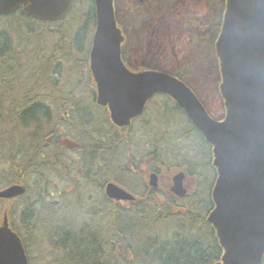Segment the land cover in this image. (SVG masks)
<instances>
[{
    "label": "trees",
    "instance_id": "16d2710c",
    "mask_svg": "<svg viewBox=\"0 0 264 264\" xmlns=\"http://www.w3.org/2000/svg\"><path fill=\"white\" fill-rule=\"evenodd\" d=\"M20 16L24 17L23 14ZM9 17L13 15L6 18ZM66 21H72L69 25L72 35L71 39L68 38L72 47L88 54L96 25L95 0H77L63 22ZM30 22L35 25L31 27ZM29 23L26 22L30 36L36 39L43 36L40 22L32 20ZM81 35L82 40L88 43L87 49L76 44ZM67 56L65 53L62 55L63 58ZM52 59L53 55H44L40 46L33 51L28 46L21 49L12 44L4 32L0 33V162L7 166L0 171V188L17 182L27 184L35 177L44 176L46 167L51 163L42 156L43 147L48 146L51 150L54 146L51 144L63 139L66 145L54 147L60 151L65 148L67 150L71 138H66V135L70 134L77 135L82 142L79 152L87 181L81 185L87 186L89 190L92 184L95 188H103L106 182L114 181L137 195V200L128 208L105 195L89 197L81 194V190L63 202L48 201V196L39 194L35 201L28 203L19 213L21 224L17 225L13 223L12 215L17 201H29L28 192L16 201L0 200V223L8 213L11 226L22 237L27 253L29 245L21 228L28 232L37 246H49V264H215L220 261L223 249L215 229L207 223V214L214 206L210 193L206 200L201 197L202 194L188 203L184 200L190 195L183 199H160L138 170L143 160L151 158L150 163L155 164L159 161L161 145L167 146L166 149L171 148L172 141L163 143L161 140L167 137L162 134L158 138L159 134H155L162 125L151 132L137 130L134 135L132 133L136 126L128 129L114 126L107 109L100 110L96 103V89L88 59L85 58L82 67L88 71L90 95L81 93L73 96L75 90L71 85L63 86L57 95H61L62 105L66 107L62 116H68L62 118L70 122L71 126L67 129L63 119L60 120L52 111L50 101L53 98H49L50 95L48 98L43 94L40 98L34 97L35 88L44 86L49 92L50 87L56 85V82L48 79V73L52 68L57 72L61 63H52ZM79 74L81 80L83 75L80 70ZM177 75L184 78L180 71ZM165 99V105L171 106V101ZM14 103H18L17 108L10 110ZM176 109L174 114L178 115L180 109ZM160 121H163V117H160ZM88 130L91 135L85 137L83 131ZM181 130L184 134L178 137L191 139L193 133L204 146L207 145L190 122L186 129ZM144 137L147 139L144 140ZM151 137L153 144L150 142ZM47 142L50 144L46 145ZM56 156L59 159L56 164L68 170L62 159L63 154L62 157ZM162 157L165 162L166 158ZM186 157L188 160H184L190 172L195 165L202 166L201 161H194L195 157L189 154ZM82 192H86L85 189ZM52 216L56 225L48 229L44 223L46 217ZM69 216L70 221L74 220L71 225L64 219ZM37 232L39 236L36 237Z\"/></svg>",
    "mask_w": 264,
    "mask_h": 264
},
{
    "label": "water",
    "instance_id": "95a60500",
    "mask_svg": "<svg viewBox=\"0 0 264 264\" xmlns=\"http://www.w3.org/2000/svg\"><path fill=\"white\" fill-rule=\"evenodd\" d=\"M75 0H0V17L20 8L27 16L56 22ZM115 0H95L96 29L90 69L97 87V103L107 107L121 128L145 110L156 94H166L184 109L193 125L213 147L218 177L212 190L214 208L207 217L224 249L216 264H262L264 259V0H226L222 32L216 52L222 73L221 94L226 115L213 118L183 81L159 71H131L122 59L124 35L118 26ZM185 173L173 178L171 191L187 194ZM152 188L158 175H150ZM27 192L24 184L0 190V199L14 200ZM106 194L117 201L135 197L110 182ZM0 264H29L22 239L5 215L0 226Z\"/></svg>",
    "mask_w": 264,
    "mask_h": 264
},
{
    "label": "rangeland",
    "instance_id": "374dc122",
    "mask_svg": "<svg viewBox=\"0 0 264 264\" xmlns=\"http://www.w3.org/2000/svg\"><path fill=\"white\" fill-rule=\"evenodd\" d=\"M135 1L137 2V0H119V6H123V10L119 14V17L121 21H125V24L128 27V34L131 38V42L127 46V54L130 55L128 58L131 59L134 64H140L144 61L143 59H147L146 65L173 73L178 66L177 59H181L183 67H187L190 63L189 59H184L183 57L190 53V46L193 41L188 42L191 39V33L188 34V39H184V37L180 39L181 35L179 36V32L182 34V23L185 22L187 27L189 26L190 28H195L201 23H204V25L207 26L209 29V40L206 44L208 47L206 44L202 43V41H197L195 44L196 46L192 47V51H195L196 53L195 61L191 60L194 72L187 73L188 77H186V79L191 85L198 89V93L206 101L212 115L216 118H221L225 112L223 107L224 104L222 103V99L219 96V90L217 89L219 85V74L216 59L211 56V53L213 54V47H210V44L214 46V43L216 42V35L219 31L216 25L220 24L221 16L217 19L214 15H220L221 7L218 5L223 0H211V2L209 0L207 6L204 5L201 7L195 6L193 4L194 0H158L151 6L145 8L148 12L146 16H143L144 20L134 25L133 19L136 18V15H132V7L135 6ZM213 5H215V7L210 8V6ZM124 10L127 11V13H125ZM141 11L143 10L141 9ZM142 13L144 14L145 11ZM200 16H202L201 19ZM27 21L29 23V19L20 16V13L14 14L13 17L1 19L0 33L4 32L5 36H8L12 44L19 46L21 49H26L28 46V49L33 51L34 49H37V46H40L44 55H46V53H51L53 55L52 63H61L57 72L54 68L51 69L52 71L49 69L50 73H48V79L56 82L55 87H50L49 92L44 86L35 88L36 93L34 97L40 98L41 94H43L48 98V95H50L49 98H53V100L50 101L52 111L55 115L59 116L60 120L63 119L62 122H64V126L68 129L69 126H71L70 122L64 121V118L67 117V115H64L65 117L62 116L66 107L64 108L62 105L61 95H59V97L57 95L60 94L63 86L70 87V85L71 88L75 90L72 94L73 96L81 95V93L90 95V88L87 81L89 77L88 71L85 67H82V62L88 54L74 49L71 41L68 40V38L71 39L72 35L70 32L71 28H69L72 21L51 24L41 23L40 31L43 33V36H40L38 39L30 36L27 24L25 23ZM78 21H80V19ZM29 24L31 27L35 25L33 22H30ZM86 39H88V37ZM193 39H195V37H193ZM203 40L207 41L206 35L203 36ZM76 44L79 47L81 46V48H88V43L85 40H82V35ZM64 53L69 56L63 58L62 55ZM156 55H158L159 58L156 57ZM79 70L81 75H83L81 80L79 79ZM201 70V73H197ZM35 83L39 84L38 82ZM73 83H75V85ZM204 83H206V85ZM56 86L59 89H57ZM165 100L164 97L155 98L149 106L145 116L137 122L136 129H133L132 135H134L137 130L141 132L144 130L145 133L147 130L149 131V129H157L159 128V125H162L157 132L155 130V134H159V136L157 135L158 138L163 135L167 137V139L162 138L163 140L161 141L163 143L172 141L170 144L171 148L166 149L167 146L161 145L159 149L161 159L162 156L166 157V164L160 166L167 170V172H165L160 178V184L163 190L162 193L169 194L168 190L172 184V177L176 171L184 169L188 174L187 186L190 193V197L184 200V202H192L197 199V196L202 194L201 197L206 200L209 189L213 184V171L211 167L206 164L208 158L204 159L203 156H200V151H197L201 148L200 150L203 154V150H206V147L193 133L191 139L183 136L178 137L179 134H184V131L181 129L187 127L182 119V117H184L186 120V117L182 114L176 116V114H174L173 105V108L170 105H165ZM159 117H163V121L169 122V124H164L163 121H160ZM143 119L144 121H142ZM154 125L157 127H154ZM165 130L168 131L164 134ZM187 136L189 137V135ZM68 137L71 138V143L67 144V146H70H68L69 148L67 150L65 148L60 151L57 147H54L56 145H66L63 139H58L56 143L51 144L54 145L51 150L48 146L43 147L42 156L49 160V163L51 164L46 167L44 176L35 177L32 181H28L27 184L30 199L28 202H26V199L17 201L14 210L15 213L12 215L13 223L17 225L21 224L19 213L28 203L35 201L39 194H45V196H48V201L63 202L65 199L71 198L72 194L75 195L77 190H81V194H85L89 197L91 195L98 197L99 193L102 192L101 188H95V185L92 183V187H90L89 190H87V186L80 184L87 181L85 175L86 170L83 168V161L79 152L81 149L79 148V145H82V142L78 140L77 135L72 136L67 134L66 138ZM146 139L147 138L144 137V140ZM48 143L50 144V142H47L46 145ZM193 149L195 150L193 151ZM168 152L169 155L167 156L166 154H168ZM174 152L177 154L178 158H175L171 154ZM62 154L63 157L61 156ZM187 154L195 157L194 161L196 163L202 160V166L197 167V165H195L192 172H190L189 167L184 160H188L186 157ZM56 155L62 157L65 166H68V170L65 169L64 166L56 164L59 161ZM150 159L151 158L143 160L142 163L139 164V169L137 168L145 176L147 183L151 169H155L157 166V163H150ZM41 161H43V157H41ZM173 162H176L177 164H172ZM124 163L125 162L122 164ZM94 164L96 163L94 162ZM0 166V171L7 167L1 162ZM93 167L97 166L94 165ZM87 183L90 182L88 181ZM93 188H95L94 191ZM84 189L86 192H82ZM122 205L125 207H131V204L129 203H123ZM68 211L70 214V207ZM64 219L69 225L74 221H70V216ZM44 224H46V228L48 229L53 225H56L54 217H46ZM57 226H59V223ZM21 232L26 236L25 239L29 245L28 254L31 257V264H49V246H37L35 240H31L32 238L27 231L21 228ZM37 235L39 236V232L35 234L36 237Z\"/></svg>",
    "mask_w": 264,
    "mask_h": 264
},
{
    "label": "flooded vegetation",
    "instance_id": "af4514ba",
    "mask_svg": "<svg viewBox=\"0 0 264 264\" xmlns=\"http://www.w3.org/2000/svg\"><path fill=\"white\" fill-rule=\"evenodd\" d=\"M156 1H158V0H137V2L135 1V6H133L132 7V12H134V11H136V12H138V14L139 15H141L142 14V16H145L146 14H147V12L148 11H146L145 10V8L146 7H149V6H151L152 4H154ZM224 1L225 0H223L218 6H220L221 7V11H220V15L219 16H217V15H214L217 19H219V17L221 16V22H220V24H217L216 25V27H218V34L216 35V40L215 41H217V39H218V37H219V34H220V31H221V27H222V21H223V16H224ZM151 2V3H150ZM210 2H211V0H210ZM207 3H209V0H194L193 1V4L195 5V6H204V5H206L207 6ZM148 4V5H147ZM223 5V6H222ZM217 6V7H218ZM135 7V8H134ZM215 7V5H213V6H210V8H214ZM139 9H140V11H141V9L143 10V11H145V13L143 14L142 12L143 11H139ZM222 14V15H221ZM202 18V16H200V19ZM123 27H124V34H125V41H124V49H123V58H124V61H125V63L130 67V68H132V69H134V70H137V69H140V67H143V66H148V65H146V62H147V59H143L144 61L142 62V63H137V64H134L132 61H131V59H129L128 58V56H130V55H128L127 54V46L130 44V42H131V39L129 38V34H128V27L125 25V24H123ZM182 27H183V30H182V34L179 32V36L181 35V37H180V39L181 38H183L184 37V39H188V34H190L191 33V39L188 41V42H191V41H193L191 44V46H190V53H188L185 57H183L184 59H186V58H188L189 59V64L187 65V67H183V65H182V63H181V59L180 60H178L177 59V61H178V66L176 67V70H178V71H184V72H186V73H190V72H194L193 71V65H192V63H191V60L192 61H195V57H196V53H195V51H192V47H195L196 45V42L197 41H202V43H204V44H206L207 42H208V40H209V33H208V31H209V29L207 28V26H205L204 25V23H201L199 26H197V27H195V28H190L189 26L187 27V25L185 24V22H183L182 23ZM190 28V29H189ZM204 35H206V38H207V41H204L203 40V36ZM215 36V35H214ZM213 36V37H214ZM193 37H195V39H193ZM207 45V44H206ZM213 47V54L211 53V55H214V57L216 58V62H217V69H218V74H219V78H218V80H219V85H218V90H219V95H221L220 94V82H221V71H220V66H219V61H218V59H217V55H216V50H215V43H214V46L212 45V44H210V47ZM207 47H208V45H207ZM160 54V53H159ZM148 56V55H147ZM146 56V57H147ZM156 57H158V55H156ZM159 58V57H158ZM190 69V70H189ZM189 70V71H188ZM196 72V71H195ZM202 72V70L201 71H199V72H197V73H201ZM205 85H206V83H204ZM192 88L193 89H195L196 90V93L198 94V95H200L198 92V89L197 88H195L194 86H192ZM206 96H208V95H206ZM201 98V97H200ZM88 99H92V100H94V98H88ZM201 100L204 102V103H206V101L203 99V98H201ZM207 104V103H206ZM182 111V110H181ZM163 168V167H162ZM153 170V169H152ZM162 170H164V171H162V173H161V170H159V169H157L156 170V168L152 171V172H155V173H157L158 174V177H159V183H160V178H161V176L162 175H164V173L165 172H167V170L166 169H162ZM187 180H188V178L186 177V179H185V186L187 185ZM172 185V184H171ZM160 186H161V184H160ZM159 191H160V187H159ZM102 195H104L103 193H101ZM134 194V193H133ZM169 194H172L171 193V186H170V188H169ZM135 195V194H134ZM136 197H137V195H135ZM135 200H137V198L135 199ZM133 201V202H129V204H131V207H132V204L133 203H135L136 201Z\"/></svg>",
    "mask_w": 264,
    "mask_h": 264
},
{
    "label": "bare ground",
    "instance_id": "6f19581e",
    "mask_svg": "<svg viewBox=\"0 0 264 264\" xmlns=\"http://www.w3.org/2000/svg\"><path fill=\"white\" fill-rule=\"evenodd\" d=\"M16 104V105H15ZM17 105H18V103H14V104H12L11 105V107L9 108L10 110H15L16 108H17ZM4 114H7V112H4ZM151 131H153V129H149V131L148 132H151ZM84 132V135H85V137H87V136H89V135H91V133L89 132V130L88 131H83ZM152 137H151V139H150V142L152 141ZM152 144H153V141H152ZM151 144V145H152ZM175 158H178V156H177V154L174 152V153H171ZM167 156L169 155V152H168V154H166ZM165 157V156H164ZM163 158V157H162ZM166 158V157H165Z\"/></svg>",
    "mask_w": 264,
    "mask_h": 264
}]
</instances>
